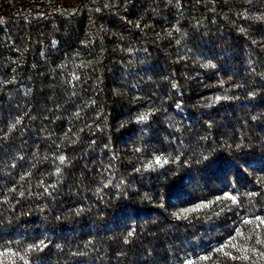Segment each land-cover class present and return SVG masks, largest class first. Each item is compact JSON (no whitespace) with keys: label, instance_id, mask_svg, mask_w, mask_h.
<instances>
[{"label":"trees","instance_id":"1","mask_svg":"<svg viewBox=\"0 0 264 264\" xmlns=\"http://www.w3.org/2000/svg\"><path fill=\"white\" fill-rule=\"evenodd\" d=\"M256 217L264 0H0V264H264Z\"/></svg>","mask_w":264,"mask_h":264},{"label":"snow or ice","instance_id":"2","mask_svg":"<svg viewBox=\"0 0 264 264\" xmlns=\"http://www.w3.org/2000/svg\"><path fill=\"white\" fill-rule=\"evenodd\" d=\"M141 119H146V117L142 116ZM61 160H63V157H61ZM157 163H159V160L157 161ZM225 196L227 197L228 194H225ZM228 198L232 199V200L235 202V199H236V198H235L234 196H233V197H228ZM218 199H219V198H218ZM203 206H206V205H198L197 208H199V207H203ZM195 210H197V209H185L184 212L186 213V212H189V211H195ZM182 214H183V213H181V215H182ZM256 219H257V220H260L261 223L264 224V218L256 217ZM245 223H251V221H245ZM238 234H239V233H238ZM129 235H131V233H130ZM258 242H259V241H258ZM202 259H206V258H202Z\"/></svg>","mask_w":264,"mask_h":264}]
</instances>
